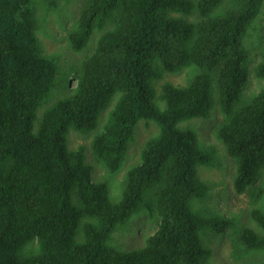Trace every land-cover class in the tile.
I'll list each match as a JSON object with an SVG mask.
<instances>
[{"label": "trees", "instance_id": "1", "mask_svg": "<svg viewBox=\"0 0 264 264\" xmlns=\"http://www.w3.org/2000/svg\"><path fill=\"white\" fill-rule=\"evenodd\" d=\"M263 2L88 0L69 34L74 51H82L93 31L103 30L120 8L118 18L99 37L72 93L43 112L36 130V113L55 86L58 60L44 54L33 0H0V264H209L203 232L222 234L233 222L190 207L193 198L208 194L197 167L210 165L214 152L177 125L208 117L213 76L220 110L231 115L247 84L242 40ZM194 14L198 19L190 22ZM156 59L168 73L186 66L202 70L187 86H163L165 111L154 103V83L161 77ZM256 76L264 78V63ZM115 98L92 140L95 158L109 173L119 170L139 121L155 123L159 134L145 143L140 162L127 172L120 201L112 204L106 185L91 181L82 148L69 150L67 134L95 130ZM217 136L236 162L233 187L241 194L264 167V91ZM155 186L157 230L141 249L117 250L110 236L147 205L144 197ZM83 215L97 223L84 225L79 243ZM251 218L262 234L245 228L238 240L248 251L263 250L264 212L255 209ZM32 241L39 251L21 255Z\"/></svg>", "mask_w": 264, "mask_h": 264}, {"label": "rangeland", "instance_id": "2", "mask_svg": "<svg viewBox=\"0 0 264 264\" xmlns=\"http://www.w3.org/2000/svg\"><path fill=\"white\" fill-rule=\"evenodd\" d=\"M196 1V0H193ZM88 0H33L34 13L38 19L37 37L41 42L44 54L54 56L58 60L59 72L55 86L48 100L39 107L34 122L37 130L43 112L56 101L69 96L77 84L85 61L93 54L97 41L103 32L110 30L117 18L116 11L103 30L95 29L90 36L87 46L79 52L72 49L69 34L75 29L79 16ZM196 3V2H194ZM197 10H194V12ZM198 12V11H197ZM190 22L197 21V14L187 18ZM242 46L247 51V84L238 104L228 117L222 113L217 99L216 78L212 73L210 98L212 107L205 119L182 121L177 125L178 131L191 130L195 133L199 145L214 152V161L210 165L198 166L199 179L208 186V194L203 200L193 198L190 201L192 210L203 216L224 217L233 222L222 234H215L210 230L203 232V243L211 250L209 264H264V249L248 251L239 242L238 235L249 228L261 235L262 231L253 222L251 212L260 209L264 212V167L257 173L255 182L238 194L233 187L236 175V162L227 153L224 144L218 139V130L236 113L250 104L253 97L264 91V78L256 76V68L264 63V2L260 14L248 28L242 40ZM154 68L161 75L154 83V103L161 110H166L163 100V86L171 84L184 87L201 74L202 70L196 66H186L175 73L166 72L156 59ZM116 98L102 111L95 130L81 134L69 131L67 134L68 148L77 151L82 148L85 163L90 167V177L93 183H103L108 190V197L112 204H117L124 190V183L128 170L140 162L141 151L145 143L159 134V127L151 121H139L135 128L133 141L128 145L123 162L116 173H109L103 164L97 161L92 151V140L103 130L108 115L112 110ZM158 187L147 191L144 200L147 205L142 207L129 221L119 225L110 236L109 244L122 252L141 249L148 237L158 228L159 217L155 212V195ZM73 205L77 206V199L72 196ZM97 220L87 215L80 219L76 241H83V228L86 224H96ZM39 251L37 242L32 241L22 251L21 255L28 256Z\"/></svg>", "mask_w": 264, "mask_h": 264}]
</instances>
